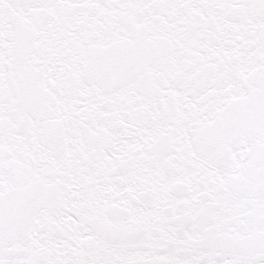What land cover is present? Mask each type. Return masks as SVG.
<instances>
[{"label": "snow or ice", "instance_id": "6c2138e0", "mask_svg": "<svg viewBox=\"0 0 264 264\" xmlns=\"http://www.w3.org/2000/svg\"><path fill=\"white\" fill-rule=\"evenodd\" d=\"M0 264H264V0H0Z\"/></svg>", "mask_w": 264, "mask_h": 264}]
</instances>
